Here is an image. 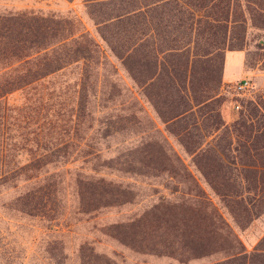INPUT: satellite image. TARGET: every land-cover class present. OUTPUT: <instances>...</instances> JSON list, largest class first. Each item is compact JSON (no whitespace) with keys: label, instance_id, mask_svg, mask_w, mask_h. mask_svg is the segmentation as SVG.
<instances>
[{"label":"trees","instance_id":"1","mask_svg":"<svg viewBox=\"0 0 264 264\" xmlns=\"http://www.w3.org/2000/svg\"><path fill=\"white\" fill-rule=\"evenodd\" d=\"M84 7L96 37L70 19L0 13V97L30 92L11 109L23 130L21 157L9 158L0 129L2 207L52 221L68 201L86 215L137 205L103 227L132 251L180 263L264 264V232L247 250L169 141L225 199L235 223L264 211V83L252 97L232 96L230 123L219 92L225 52L245 46L248 28L264 31V0ZM259 62L264 70V53ZM70 66L69 84L53 80ZM6 109L0 103L3 126ZM138 179L165 192L143 195ZM77 256L79 264H118L84 242Z\"/></svg>","mask_w":264,"mask_h":264},{"label":"rangeland","instance_id":"2","mask_svg":"<svg viewBox=\"0 0 264 264\" xmlns=\"http://www.w3.org/2000/svg\"><path fill=\"white\" fill-rule=\"evenodd\" d=\"M20 11L70 19L74 26H81L96 37L95 28L84 7V0H0V13ZM257 40L263 44L262 49L255 46ZM235 51H240L242 55V66L241 68L237 67V62L236 65L235 63L225 65L224 73L226 76L228 71L234 73L229 75L228 80L222 81L221 79L222 83L219 88L220 94L227 99L222 104V110L228 123L236 116V109L230 102L234 95L227 92L228 85L242 78H247L250 84L249 92L245 95L247 97H252L263 86L264 70L261 68L259 59L260 55L264 53V31L248 28L245 46L241 50ZM231 56L233 58L234 55ZM74 72L76 69L70 66L53 80L66 81L65 84L67 85L75 76ZM119 73L125 83L132 86L124 72L119 69ZM132 88L134 89V87ZM28 93L12 91L0 97L1 105L3 107L4 105L9 106V109L3 112L7 123L6 125L4 123V126L0 124V129L2 128V132L4 130L5 136L4 151L8 150L9 158L21 157L22 140H20L19 134L23 131L18 127V120L14 119L15 115L11 109L22 104L25 97L29 95ZM143 105L147 113L154 117L150 106L146 103ZM158 126L161 127V125ZM169 141L191 168L202 189L223 214L245 248L250 250L256 239L264 231V211L248 223L243 221L235 223L225 208V199L217 195L216 191L205 183L199 171L189 164V158L181 152L174 139L169 138ZM229 166L232 165L229 164ZM128 181L133 182L134 180L128 178ZM146 181H139V179L137 181V189L143 195L152 192L151 189L159 187L157 183L152 181H148L151 183L147 185ZM2 190L0 187V192ZM158 190V193L165 192V189H161V187ZM6 204H8V196L0 199V264H79L77 249L83 242L91 245L95 252L109 256L118 264H204L207 261V259H195L187 263H180L165 256L140 254L119 244L103 232L105 225L114 222L116 219L126 218L137 208V205L107 208L86 215L78 213L75 210L74 202L68 201L64 206L63 213L58 218L48 221L41 217L14 213L13 208L9 210L2 207ZM51 254H54V259L50 257Z\"/></svg>","mask_w":264,"mask_h":264},{"label":"crops","instance_id":"3","mask_svg":"<svg viewBox=\"0 0 264 264\" xmlns=\"http://www.w3.org/2000/svg\"><path fill=\"white\" fill-rule=\"evenodd\" d=\"M231 55H234L233 56V58H232V56ZM241 54H240V51H235V50H227L226 52H225V54H224V58H223V66H222V76H221V79H222V81H225V79L226 80H228L229 79V75L230 74H233L234 72H229L228 71V74H227V76L225 75L226 73H224V69H225V65L227 66V65H230L231 63H235V65H236V62H237V67H240L241 68V66H242V60H241ZM231 60H235L234 62L232 61L231 62ZM237 60V61H236ZM226 76V77H225ZM226 122H228V120H226ZM255 219V218H254ZM253 220V219H252ZM264 232V231H263ZM262 232V233H263ZM261 233V234H262Z\"/></svg>","mask_w":264,"mask_h":264},{"label":"built area","instance_id":"4","mask_svg":"<svg viewBox=\"0 0 264 264\" xmlns=\"http://www.w3.org/2000/svg\"><path fill=\"white\" fill-rule=\"evenodd\" d=\"M249 87V80L247 78H242L228 85L227 92H231V94L237 96H245L246 93L249 92Z\"/></svg>","mask_w":264,"mask_h":264}]
</instances>
